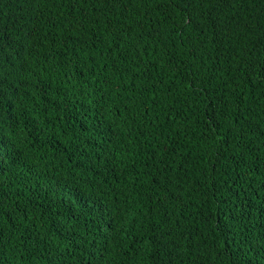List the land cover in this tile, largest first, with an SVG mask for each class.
Masks as SVG:
<instances>
[{
	"label": "trees",
	"instance_id": "obj_1",
	"mask_svg": "<svg viewBox=\"0 0 264 264\" xmlns=\"http://www.w3.org/2000/svg\"><path fill=\"white\" fill-rule=\"evenodd\" d=\"M0 264H264V0H0Z\"/></svg>",
	"mask_w": 264,
	"mask_h": 264
}]
</instances>
